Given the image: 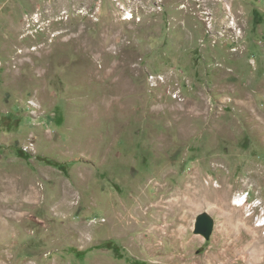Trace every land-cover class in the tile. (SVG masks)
<instances>
[{
	"label": "rangeland",
	"instance_id": "374dc122",
	"mask_svg": "<svg viewBox=\"0 0 264 264\" xmlns=\"http://www.w3.org/2000/svg\"><path fill=\"white\" fill-rule=\"evenodd\" d=\"M261 217L264 0H0V264H264Z\"/></svg>",
	"mask_w": 264,
	"mask_h": 264
},
{
	"label": "water",
	"instance_id": "95a60500",
	"mask_svg": "<svg viewBox=\"0 0 264 264\" xmlns=\"http://www.w3.org/2000/svg\"><path fill=\"white\" fill-rule=\"evenodd\" d=\"M211 229V219L208 216L203 215L198 217L196 221V230L202 233H208Z\"/></svg>",
	"mask_w": 264,
	"mask_h": 264
},
{
	"label": "bare ground",
	"instance_id": "6f19581e",
	"mask_svg": "<svg viewBox=\"0 0 264 264\" xmlns=\"http://www.w3.org/2000/svg\"><path fill=\"white\" fill-rule=\"evenodd\" d=\"M234 200H235V203L238 204L237 206H241L244 201V198H241V196H237L234 198ZM257 226L264 228V217H261L259 219V224Z\"/></svg>",
	"mask_w": 264,
	"mask_h": 264
}]
</instances>
